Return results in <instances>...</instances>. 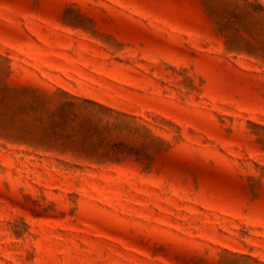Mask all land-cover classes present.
Segmentation results:
<instances>
[{
  "label": "rangeland",
  "instance_id": "obj_1",
  "mask_svg": "<svg viewBox=\"0 0 264 264\" xmlns=\"http://www.w3.org/2000/svg\"><path fill=\"white\" fill-rule=\"evenodd\" d=\"M0 264H264V0H0Z\"/></svg>",
  "mask_w": 264,
  "mask_h": 264
}]
</instances>
